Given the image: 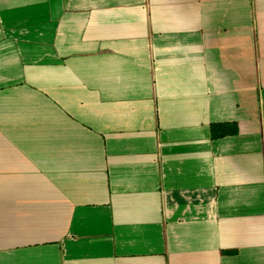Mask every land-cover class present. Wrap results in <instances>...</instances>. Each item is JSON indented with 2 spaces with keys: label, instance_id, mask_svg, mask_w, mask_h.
I'll list each match as a JSON object with an SVG mask.
<instances>
[{
  "label": "crops",
  "instance_id": "1",
  "mask_svg": "<svg viewBox=\"0 0 264 264\" xmlns=\"http://www.w3.org/2000/svg\"><path fill=\"white\" fill-rule=\"evenodd\" d=\"M0 264H264V0H0Z\"/></svg>",
  "mask_w": 264,
  "mask_h": 264
}]
</instances>
